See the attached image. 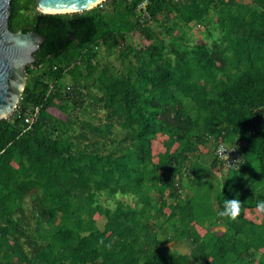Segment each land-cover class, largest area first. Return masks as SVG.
<instances>
[{
  "label": "trees",
  "instance_id": "trees-1",
  "mask_svg": "<svg viewBox=\"0 0 264 264\" xmlns=\"http://www.w3.org/2000/svg\"><path fill=\"white\" fill-rule=\"evenodd\" d=\"M9 12L12 33L56 20L83 41L27 66L0 120V264H264V214L244 217L264 201V0ZM219 143L242 159L220 179ZM204 192L219 211L239 199V218L198 224Z\"/></svg>",
  "mask_w": 264,
  "mask_h": 264
},
{
  "label": "water",
  "instance_id": "water-1",
  "mask_svg": "<svg viewBox=\"0 0 264 264\" xmlns=\"http://www.w3.org/2000/svg\"><path fill=\"white\" fill-rule=\"evenodd\" d=\"M105 0H35L37 11L43 14H70L90 10ZM11 0H0V120L17 107L27 78V66L37 67L50 51L73 39L83 41L82 30L62 29L59 21H49L47 28L12 33L8 28ZM94 6L87 8L91 4Z\"/></svg>",
  "mask_w": 264,
  "mask_h": 264
},
{
  "label": "rangeland",
  "instance_id": "rangeland-1",
  "mask_svg": "<svg viewBox=\"0 0 264 264\" xmlns=\"http://www.w3.org/2000/svg\"><path fill=\"white\" fill-rule=\"evenodd\" d=\"M198 37H199V35H198ZM132 42H133V44H135V45H144V44H146V42L143 40V39H141L138 35H134L133 37H132ZM207 152H208V150L207 149H202L201 150V153H202V156H206V158H207V160H209L210 161V156H208L207 155ZM213 172H215V174L217 175V177H219V179L220 178H222L223 177V175H225L226 174V172H228V171H222V170H220V169H216V170H214ZM250 176V175H249ZM249 178V177H248ZM235 192L236 191H238V188L237 187H235L234 189H233ZM205 193V192H204ZM203 193V194H204ZM208 196H209V192H206L205 193V200H202V201H198L199 202V205H197V208H196V218H195V221L198 223V224H201V223H213V224H216V219H218V212H219V207H217V205H215V204H211L209 201H207V198H208ZM116 199H121V200H124L123 198H121V197H114V199H109V198H107L106 196H103V197H100V198H98V201H99V203H101L102 205H104V206H107V207H113L114 206V204H115V200ZM250 212V211H249ZM248 211H246L245 212V214H250ZM249 215H247V217H248ZM250 217H251V215H250ZM96 218V220H97V222H98V225L99 226H101L102 225V223H103V219L102 218H100L99 216H96L95 217ZM254 222H256V223H260L261 222V220H259V219H257V220H255V219H252ZM216 228V227H215ZM219 226L216 228L217 230H219ZM216 229H214V230H216ZM201 233H204L203 232V230H201ZM262 237H264V234H263V236ZM264 239V238H263ZM262 240V239H261ZM176 250L178 249L179 251H184V249L182 248V247H180V246H177L176 248H175ZM177 250V251H178ZM262 253H264V250H262L261 251ZM261 260H264V259H261ZM263 262V261H262Z\"/></svg>",
  "mask_w": 264,
  "mask_h": 264
},
{
  "label": "built area",
  "instance_id": "built-area-1",
  "mask_svg": "<svg viewBox=\"0 0 264 264\" xmlns=\"http://www.w3.org/2000/svg\"><path fill=\"white\" fill-rule=\"evenodd\" d=\"M144 6L145 2L141 4L140 10H142ZM67 90H69V87ZM36 119L37 111L29 116L25 122L31 125ZM214 155L220 162L221 168L225 171L236 170L242 163L241 154L235 146H227L224 143H219L214 149Z\"/></svg>",
  "mask_w": 264,
  "mask_h": 264
},
{
  "label": "clouds",
  "instance_id": "clouds-1",
  "mask_svg": "<svg viewBox=\"0 0 264 264\" xmlns=\"http://www.w3.org/2000/svg\"><path fill=\"white\" fill-rule=\"evenodd\" d=\"M256 210L260 214H264V201H258ZM220 218H226L230 221H236L241 215V201L237 198L225 199L223 210L217 214Z\"/></svg>",
  "mask_w": 264,
  "mask_h": 264
},
{
  "label": "crops",
  "instance_id": "crops-1",
  "mask_svg": "<svg viewBox=\"0 0 264 264\" xmlns=\"http://www.w3.org/2000/svg\"><path fill=\"white\" fill-rule=\"evenodd\" d=\"M246 211H248V210H246ZM246 211H245V212H246ZM245 212H244V217H245L246 219H249V220H252V219L257 220V219H259V220H261V215H260V213L257 212V210L254 211V212H249V211H248L250 214H245ZM247 215H249V216L247 217ZM250 215H251V217H250ZM252 221H253V220H252ZM207 224H209V223H205V227L207 226ZM216 228H217V227H216ZM216 228H215V227L210 228V232H216L217 235H221V234L225 231L224 228H222V227H220L219 230H217ZM214 229H216V230H214ZM202 230H203V229H202ZM203 232L205 233L206 230L204 229Z\"/></svg>",
  "mask_w": 264,
  "mask_h": 264
},
{
  "label": "bare ground",
  "instance_id": "bare-ground-1",
  "mask_svg": "<svg viewBox=\"0 0 264 264\" xmlns=\"http://www.w3.org/2000/svg\"><path fill=\"white\" fill-rule=\"evenodd\" d=\"M98 2L94 3V4H91L90 6H87V8H90L92 6H94L95 4H97Z\"/></svg>",
  "mask_w": 264,
  "mask_h": 264
}]
</instances>
